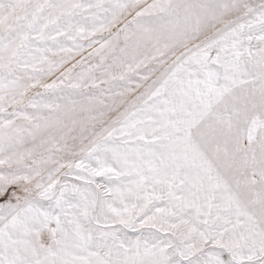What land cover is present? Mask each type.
Wrapping results in <instances>:
<instances>
[{
	"label": "snow or ice",
	"instance_id": "obj_1",
	"mask_svg": "<svg viewBox=\"0 0 264 264\" xmlns=\"http://www.w3.org/2000/svg\"><path fill=\"white\" fill-rule=\"evenodd\" d=\"M0 264H264V0H0Z\"/></svg>",
	"mask_w": 264,
	"mask_h": 264
}]
</instances>
